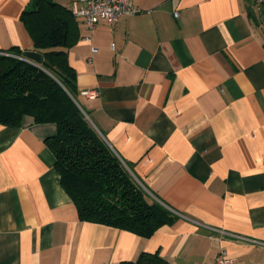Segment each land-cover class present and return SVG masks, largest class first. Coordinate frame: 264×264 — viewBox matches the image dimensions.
<instances>
[{
    "label": "crops",
    "instance_id": "obj_1",
    "mask_svg": "<svg viewBox=\"0 0 264 264\" xmlns=\"http://www.w3.org/2000/svg\"><path fill=\"white\" fill-rule=\"evenodd\" d=\"M33 1L0 0V53L32 50L20 15ZM132 1L140 14L91 32L73 16L68 63L78 91L97 93L80 97L94 128L178 218L149 238L81 221L44 142L56 126L25 118L0 125V264L143 252L214 264L220 248L234 264H264V12L255 0Z\"/></svg>",
    "mask_w": 264,
    "mask_h": 264
},
{
    "label": "trees",
    "instance_id": "obj_2",
    "mask_svg": "<svg viewBox=\"0 0 264 264\" xmlns=\"http://www.w3.org/2000/svg\"><path fill=\"white\" fill-rule=\"evenodd\" d=\"M251 15V14H250ZM41 61L24 59L19 47L0 54V125L20 127L53 123L56 132L44 142L54 156L60 185L81 221L151 237L178 214L148 196L104 138L89 122L69 65L73 16L53 0H34L20 15ZM130 170L131 166L127 164ZM121 264H169L157 252L141 253Z\"/></svg>",
    "mask_w": 264,
    "mask_h": 264
},
{
    "label": "built area",
    "instance_id": "obj_3",
    "mask_svg": "<svg viewBox=\"0 0 264 264\" xmlns=\"http://www.w3.org/2000/svg\"><path fill=\"white\" fill-rule=\"evenodd\" d=\"M83 3L70 8V13L74 17L82 18L86 30L91 32L99 21L104 20L112 25L117 23L121 18L126 16L137 15L142 10L133 4L132 0H82ZM258 9L264 12V0H255ZM85 40H89L86 37ZM0 54L9 55L4 52ZM25 60L27 58H24ZM81 96L87 98H95L97 93L94 91L83 90ZM224 233V232H222ZM235 238L246 240L241 236L229 234ZM214 264H234V260L230 258L224 248H220Z\"/></svg>",
    "mask_w": 264,
    "mask_h": 264
},
{
    "label": "water",
    "instance_id": "obj_4",
    "mask_svg": "<svg viewBox=\"0 0 264 264\" xmlns=\"http://www.w3.org/2000/svg\"><path fill=\"white\" fill-rule=\"evenodd\" d=\"M25 57L29 60L34 61L35 63H39L41 61V55L35 51H27L25 53ZM86 118L89 120V122L91 123L89 117L87 115H85ZM92 124V123H91ZM93 125V124H92Z\"/></svg>",
    "mask_w": 264,
    "mask_h": 264
},
{
    "label": "rangeland",
    "instance_id": "obj_5",
    "mask_svg": "<svg viewBox=\"0 0 264 264\" xmlns=\"http://www.w3.org/2000/svg\"><path fill=\"white\" fill-rule=\"evenodd\" d=\"M127 169L130 171V173H131V170L129 169V167H127ZM132 174V173H131Z\"/></svg>",
    "mask_w": 264,
    "mask_h": 264
}]
</instances>
